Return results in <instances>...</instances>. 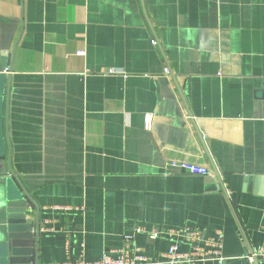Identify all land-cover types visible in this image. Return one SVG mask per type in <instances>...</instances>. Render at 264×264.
<instances>
[{"label": "crops", "instance_id": "obj_1", "mask_svg": "<svg viewBox=\"0 0 264 264\" xmlns=\"http://www.w3.org/2000/svg\"><path fill=\"white\" fill-rule=\"evenodd\" d=\"M3 169L0 253L9 205L27 195L40 264L136 247L159 258L171 241L150 233L186 226L224 233L221 264H251L264 246V0H0Z\"/></svg>", "mask_w": 264, "mask_h": 264}, {"label": "built area", "instance_id": "obj_2", "mask_svg": "<svg viewBox=\"0 0 264 264\" xmlns=\"http://www.w3.org/2000/svg\"><path fill=\"white\" fill-rule=\"evenodd\" d=\"M152 43L157 45L158 41L153 39ZM111 72L114 71L111 70ZM150 121L151 118H147V125L150 124ZM170 165L191 174L207 175L211 173L207 167L194 162L172 161ZM142 230V228L137 229V231ZM162 233L168 236L171 245L169 251L159 258H150L142 253L139 247H136L133 254L130 253V250L123 249L118 252L119 255L116 257L104 254L100 260L88 262L84 259L83 253H81L80 257L74 261H65L59 264H208L211 261L221 264L227 259V256L223 254L224 233L221 230L215 232L214 235L207 236L203 230L186 226L169 228L165 231L153 230L149 237L156 239ZM130 239L131 236L128 237L129 241ZM181 245H187L190 249L186 251L180 250ZM247 259L251 264H255L257 260L264 262V246L250 252L247 255Z\"/></svg>", "mask_w": 264, "mask_h": 264}, {"label": "water", "instance_id": "obj_3", "mask_svg": "<svg viewBox=\"0 0 264 264\" xmlns=\"http://www.w3.org/2000/svg\"><path fill=\"white\" fill-rule=\"evenodd\" d=\"M0 174H7L5 169ZM216 179L220 181L218 172L215 170ZM256 186H264V170L255 176ZM233 203L236 195L230 194ZM36 204L26 195L19 197L18 202L9 205L8 240L3 242L0 253V264H40L38 242L40 233L39 212L31 215L30 205ZM253 248L251 252H253ZM255 264H260L257 260Z\"/></svg>", "mask_w": 264, "mask_h": 264}]
</instances>
